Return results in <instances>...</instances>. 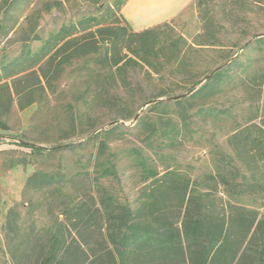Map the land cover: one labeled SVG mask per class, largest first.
<instances>
[{
    "label": "rangeland",
    "instance_id": "1",
    "mask_svg": "<svg viewBox=\"0 0 264 264\" xmlns=\"http://www.w3.org/2000/svg\"><path fill=\"white\" fill-rule=\"evenodd\" d=\"M114 2L33 0L12 30L0 31V66L19 55L26 40L37 52L62 25ZM152 2L167 6L130 0L134 29L143 22L140 7ZM198 2L162 22L166 27L154 40L134 41L136 56L126 40L117 67L102 44L98 53L64 64L50 84L33 74L0 85V264H25L29 246L28 264L38 263L44 238L37 233L61 223L89 225L79 229L78 240L89 243L90 253L98 251L102 239L94 228L103 216L87 218L101 208L98 187L135 211L171 171L194 181L200 193L210 176L237 184L249 175L229 141L264 120V0ZM120 14L121 26L134 31ZM217 73L223 76L216 89L192 96ZM104 169L114 174L103 176ZM34 173L53 176V184L27 189ZM215 194L219 205L242 204L264 214L260 195L237 197L220 184ZM9 216L17 234L6 230Z\"/></svg>",
    "mask_w": 264,
    "mask_h": 264
},
{
    "label": "trees",
    "instance_id": "2",
    "mask_svg": "<svg viewBox=\"0 0 264 264\" xmlns=\"http://www.w3.org/2000/svg\"><path fill=\"white\" fill-rule=\"evenodd\" d=\"M127 1L115 0L98 15L62 25L56 33L49 35L37 52L32 53L30 40H26L17 57L1 63L0 85L9 80L18 79L19 82L33 74L50 84L58 78L64 64L77 57L98 53L102 44H108L106 57L112 67L124 61L117 51L126 40L132 44L125 47L136 56L132 50L133 42L154 40L166 25L141 32L128 31L120 24L121 9ZM206 1L199 0V7ZM32 3L33 0H0V31L12 30ZM199 18L202 21V17ZM32 40L40 38L34 36ZM81 41L83 44H79ZM222 76L223 73L215 74L211 82L192 96L207 89L212 92ZM13 88L18 94L16 84ZM229 142L249 174L243 176L240 183L231 184L224 176H210L207 178L208 190L200 193L194 181L171 171L152 187L154 190L148 200L135 211L113 202L112 197L98 187L101 208L87 218L102 213V224L94 228L102 239L101 248L92 254L85 249L89 243L78 240L79 229L90 228L89 225L82 221L61 223L55 230L45 228L37 233L44 242L36 264H264V214L242 204L219 205L214 198L219 184L230 195L264 197V120L261 125L236 131ZM103 147L104 143H101L100 152ZM113 174V169L102 171L103 176ZM52 184L53 176L34 173L27 179L26 188L40 191ZM6 230L11 234L18 233L10 216ZM30 259L29 246L24 250L22 261L28 264Z\"/></svg>",
    "mask_w": 264,
    "mask_h": 264
},
{
    "label": "crops",
    "instance_id": "3",
    "mask_svg": "<svg viewBox=\"0 0 264 264\" xmlns=\"http://www.w3.org/2000/svg\"><path fill=\"white\" fill-rule=\"evenodd\" d=\"M166 1L167 6L161 9L155 8L153 2L144 4L140 7L143 15V22L141 25H137V28L141 26L139 29L133 28L134 23L130 17V12L132 11L133 6L128 7L130 0L122 7L121 13H123L127 21L130 22L134 32H141L150 27L159 26L162 22L176 17L183 12L193 0H164V2ZM127 7L128 10L124 12Z\"/></svg>",
    "mask_w": 264,
    "mask_h": 264
}]
</instances>
